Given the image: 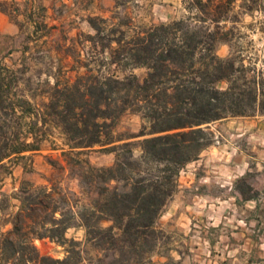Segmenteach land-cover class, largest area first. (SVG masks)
Wrapping results in <instances>:
<instances>
[{"label":"trees","instance_id":"obj_1","mask_svg":"<svg viewBox=\"0 0 264 264\" xmlns=\"http://www.w3.org/2000/svg\"><path fill=\"white\" fill-rule=\"evenodd\" d=\"M234 1L186 0L185 16L149 26H136L128 16L88 18L93 33L86 38L92 50L81 60L85 71L73 83L53 82L39 107L37 88L20 87L24 70L0 62V170L39 151L47 128H57L67 147L63 160L87 196L73 205L60 188L22 180L9 195L18 204L3 221L11 227L0 230V264H72L73 256L82 264L80 249L58 259L40 254L33 243L49 238L64 244L76 223L98 252L94 264H157L151 258L162 236L158 219L178 190L180 170L213 143L210 124L264 115V81L235 54L222 23ZM120 4L124 0H115V8ZM0 11L10 16L4 2ZM221 43H230L225 57L217 53ZM112 66L145 73L118 76ZM126 111L144 122L137 140L115 134ZM96 147L114 154L111 165L82 158ZM235 186L245 199L251 196L244 180ZM104 218L112 224L101 227ZM166 257L159 264L172 262Z\"/></svg>","mask_w":264,"mask_h":264},{"label":"rangeland","instance_id":"obj_2","mask_svg":"<svg viewBox=\"0 0 264 264\" xmlns=\"http://www.w3.org/2000/svg\"><path fill=\"white\" fill-rule=\"evenodd\" d=\"M0 2L6 3L11 16L10 19L0 11V24L7 22L13 26L9 31L0 27V62L24 70L19 76L20 87L29 84L37 88L34 104L38 107L46 101L42 91L53 82L58 81L60 85L73 83L74 78L85 71L81 60L92 50L86 38L87 34L93 33L88 18H110L113 15L114 20L118 21L128 16L136 26H149L177 20L188 13L186 0H124V4L116 8L115 0ZM222 23H225V30L230 29L228 36L235 54L244 64L252 66L254 73L264 81V0H235ZM229 44L218 45L219 56L228 55ZM95 51H100V48ZM111 70L118 76L129 71L139 77L145 73L141 67L127 70L112 66ZM106 72L107 69H102V74ZM231 119L210 124L213 143L198 159L180 170L178 190L158 219L162 236L152 255L153 262L159 264L168 261L166 256H169L172 258L170 264H175V261L178 264H264V209L252 214L247 207H233L231 199L221 200L219 197L227 193L223 188L221 190L219 182H216L218 178L214 177L225 158L250 162L254 158L260 159L263 154L257 148L258 139L248 138L249 131L245 130L249 125ZM143 124L140 114L126 111L116 123L115 134L124 140H137L139 138L134 135ZM231 144H238L243 154L234 157ZM40 146L38 152L15 159L7 164L8 168L0 170L1 232L11 227L3 221L17 210L18 201L9 195L17 191L22 180L34 185L60 188L73 205L77 199L87 201V196L80 191L73 169L66 165L61 155V149L67 147L59 129L47 128V135ZM82 158H88L95 166H108L113 163L114 154L96 147ZM51 160H55L56 164L52 165ZM16 166L17 171L22 167L23 173L12 180V171ZM200 176L213 177L215 181L199 182ZM191 178L194 179L192 183L189 182ZM111 224V220L106 218L99 222L101 227ZM65 237L68 241L64 244L49 238H36L33 243L40 254L58 259L74 248L80 249L82 264H94L92 258L98 252L86 243L84 227L76 223L66 230ZM73 241H79L80 245H74ZM71 262L74 264V256Z\"/></svg>","mask_w":264,"mask_h":264},{"label":"crops","instance_id":"obj_3","mask_svg":"<svg viewBox=\"0 0 264 264\" xmlns=\"http://www.w3.org/2000/svg\"><path fill=\"white\" fill-rule=\"evenodd\" d=\"M1 17L2 16L0 15V18ZM0 27L6 31L13 29L12 24L7 22L1 23ZM231 121H238L240 123H245V125H249V128L245 130L249 131L248 138L258 139L259 143L257 148L258 150H262L263 154L260 159L254 158V160L250 162L246 159L242 161L238 158H232L231 160L225 158L222 161L223 163L221 162L220 164L221 168L218 170V174L214 176L215 178H218V181L216 182H219L221 190L223 188V190L227 193L219 198L223 201L231 199L233 207H247L250 213L256 214L257 212H260L261 209H264V115L234 117ZM230 146V148L235 151L234 157H239L243 154L242 149L239 148L238 144H231ZM254 147L255 146L252 148ZM17 168V166L13 168V176L11 177L12 180H16L18 174L23 173L22 167L20 171H17ZM238 179L244 180L250 186L251 196L249 198L245 199L237 190L235 183ZM208 180L212 182L215 181L213 177L211 178L208 176H200L198 178L199 182L206 183ZM193 181L194 179L191 178L189 182L192 183Z\"/></svg>","mask_w":264,"mask_h":264}]
</instances>
